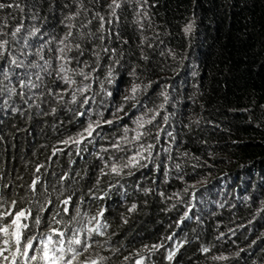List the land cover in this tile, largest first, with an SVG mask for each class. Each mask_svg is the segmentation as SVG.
Returning <instances> with one entry per match:
<instances>
[{
    "label": "trees",
    "instance_id": "1",
    "mask_svg": "<svg viewBox=\"0 0 264 264\" xmlns=\"http://www.w3.org/2000/svg\"><path fill=\"white\" fill-rule=\"evenodd\" d=\"M0 4V264H264V0Z\"/></svg>",
    "mask_w": 264,
    "mask_h": 264
},
{
    "label": "snow or ice",
    "instance_id": "2",
    "mask_svg": "<svg viewBox=\"0 0 264 264\" xmlns=\"http://www.w3.org/2000/svg\"><path fill=\"white\" fill-rule=\"evenodd\" d=\"M4 7V5L0 4V8ZM91 129V125L89 126V131ZM113 171H116L115 168H113ZM35 184V181L33 182ZM64 203L66 204L67 201H64ZM22 219H27V216L24 212H17L15 214V216L12 218L11 220V225L10 227L14 228V231L11 233V235L15 238L17 244H19L20 241V237H21V230L25 227H27L26 224L21 223ZM54 235H58L61 236V240L59 241V243L61 245H63V234L57 232L55 229L52 230ZM0 233H4L5 235L9 234V228L8 227H4V228H0ZM7 243V241H6ZM69 244H76V245H80L81 241L78 238H73L72 240L69 241ZM41 250H42V255L40 257L37 256H32L31 259L32 260H37L38 258L44 261V264H73V261L77 260L79 253H76L74 255H72L69 259L65 260V257L63 255V248H57L55 247V245L53 244V239H52V235L47 236L46 239L41 240ZM32 247L31 241H29L25 247H24V255L27 256L28 255V249ZM154 247H158V246H154ZM87 250V249H85ZM17 251H19V248L17 249ZM69 251H73L71 248H69ZM205 251H207V249H205ZM57 253H60L59 255H57ZM171 258V256L169 257ZM6 259V258H5ZM90 264H96V261L93 260L90 262Z\"/></svg>",
    "mask_w": 264,
    "mask_h": 264
}]
</instances>
